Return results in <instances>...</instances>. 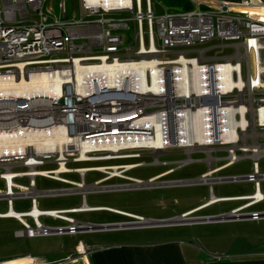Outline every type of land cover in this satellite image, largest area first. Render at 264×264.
<instances>
[{"label": "built area", "instance_id": "obj_1", "mask_svg": "<svg viewBox=\"0 0 264 264\" xmlns=\"http://www.w3.org/2000/svg\"><path fill=\"white\" fill-rule=\"evenodd\" d=\"M46 2L0 0V83L15 86L63 66L75 70L77 65L148 61L154 64L155 74L147 68L143 76L145 83L152 85L157 81L162 85V95L140 90L143 77L133 72L120 81L116 76L114 88L105 82L95 83L97 78L93 76L82 83L71 78L60 80L59 89L45 92L31 93L24 87L19 93L13 86H1L0 201H5L7 209L0 212V218H14L22 224L23 228L15 230V235L75 234L91 228L92 223L67 216L78 212L75 207L38 208L39 198L61 192L60 189H39L38 178L67 183L70 181L61 175L72 171L68 161H101L97 158L108 155V151L94 150L87 151L83 159L79 151L72 155L65 152L64 157L59 151L39 149L30 142L35 138L43 140V134L60 126L62 118L69 132H73L74 119L93 121L83 131L85 136L89 132L123 128L116 124V119L135 115L138 118L131 120L130 126L148 128V135L154 137L156 127L136 122L158 112L165 118L160 128L164 141L161 151L182 150L186 154L179 160L182 164L200 161L192 157L194 152L204 153L220 169L250 157L251 172L216 179L251 182L253 192L223 197L248 200L230 213L248 214L251 219L264 218V210H246L264 202L261 188L264 172L260 171L258 162L264 156V11H261L264 0H191L194 6L187 10H169L156 0L160 13L155 12L152 0L124 3L78 0V16L72 17L67 16L64 1L58 4L59 17L46 11ZM125 13L129 15H122ZM226 48L231 51L226 52ZM81 85L84 91L80 92L77 87ZM99 90L105 92L99 94ZM98 117H106L111 122L98 123ZM187 130L192 136L189 144H183L187 141L181 132ZM120 137L123 141V135ZM129 149L154 150L148 145H137L123 147L121 152L125 154ZM215 152L223 154L216 156ZM60 161H64L67 171L55 172L60 168ZM51 163L55 166L44 167ZM22 178L26 184L17 181ZM259 190L261 196L256 197ZM22 198L30 200V209L14 210L13 201ZM35 206L37 213L30 214ZM41 216L67 224H45L40 221ZM24 217H29L32 223ZM142 220L139 216L130 223ZM224 255L210 254L217 260Z\"/></svg>", "mask_w": 264, "mask_h": 264}, {"label": "rangeland", "instance_id": "obj_2", "mask_svg": "<svg viewBox=\"0 0 264 264\" xmlns=\"http://www.w3.org/2000/svg\"><path fill=\"white\" fill-rule=\"evenodd\" d=\"M61 1L65 3L68 17L78 16V0H47L46 11H49L52 16L59 17L58 4ZM155 1L152 0L155 12L160 13L162 10L155 4ZM122 15H129V13ZM225 51L229 52L231 49L226 48ZM125 154L130 155L111 159L105 157L107 160L81 163L70 160L68 166L73 170L81 166H99L102 169H92L86 172L71 171L62 174L63 179L70 181L67 183L49 178H38L39 189L61 190L60 194L39 198L38 208L44 210L66 209L87 204L100 206L101 209L76 212L71 215L67 214V216L74 217L79 222L107 224L135 220V217L126 215L130 213L142 216L143 220L140 223H129L132 227L128 230L91 231L87 229L75 234H51L28 238L15 235V230L23 228L18 220L0 218V258L26 253L36 254L42 250L58 252L71 243H76L79 239L87 244H93L110 239L183 236L187 240L197 243L199 249L205 250L203 248H206L210 252L215 250L220 252L224 250L225 253L226 250L232 253L264 251V218L210 223H197L200 221L196 219L227 213L248 202L247 199L223 200L203 206L211 196H236L253 192L251 182H220L216 179L221 176L242 175L251 172L252 159L250 157L240 158L234 165L220 169L215 162L210 161V164L202 152L192 153V157L200 159V161L190 164L181 163V159L185 158L186 154L176 148L160 152L152 149H129L125 151ZM213 154L219 156L223 152ZM258 162L260 171L264 172V156H260ZM127 163H136L137 165L130 169L126 167L108 168L114 165L125 166ZM54 166L55 164L51 163L44 167L52 168ZM210 171V175L206 178L214 179L201 180L199 178ZM135 179L142 182L136 183ZM150 179L151 181H148ZM17 181L23 184L27 183L24 178ZM76 183H84L85 188L78 189ZM261 188L264 191V181L261 182ZM13 208L16 211L29 210L30 200L27 198L15 199ZM6 209L5 201H0V212H5ZM246 210H264V202L250 206ZM188 212L190 214L186 216V220L176 224L138 226L147 219L151 221L153 219L179 218ZM191 218L195 219L191 220ZM24 219L32 223L29 217H24ZM39 219L49 225L61 223L60 220L48 216H41ZM85 250L87 251V248Z\"/></svg>", "mask_w": 264, "mask_h": 264}, {"label": "bare ground", "instance_id": "obj_3", "mask_svg": "<svg viewBox=\"0 0 264 264\" xmlns=\"http://www.w3.org/2000/svg\"><path fill=\"white\" fill-rule=\"evenodd\" d=\"M106 1V0H103ZM129 0H117V2H128ZM264 11V10H261ZM154 64L152 62L148 61H142L139 64H119V63H112V64H106V63H101V64H96L94 66H80L77 65L76 69H70L69 67L63 66L59 67L58 70H54L53 72L48 71V73L39 75V76H33L30 78L29 81H21L19 83H16L14 87L15 91L18 90L19 93L23 92V88L25 87L28 91H35V90H42L46 91L49 89H59V81H69L70 78L72 79L73 82L76 83H82L84 79H86L88 76H93L97 78L95 83H100V82H105L108 84V87L114 88L116 85V76L119 77L117 79L120 81V78L128 75L130 73H140V75L143 77L145 70L149 68L152 71V74H155V69H154ZM122 75V76H120ZM155 76V75H153ZM103 80V81H102ZM1 86H8L5 85V83H0ZM9 85L8 87H12ZM140 90L143 92H154V95L161 96L162 91H161V84L157 83V81H154L152 85L146 84L144 77L140 79ZM84 86L81 85L78 88V91H84ZM105 91L99 90V94L104 93ZM150 94V93H149ZM133 115V114H131ZM96 117V116H95ZM98 117L96 119L98 123H103L107 124L110 123V119L101 118ZM136 117L135 115L130 116L129 114H126L125 116H119L116 119V124H118L120 127L123 128H110V129H104L99 132H89V133H84L83 131L86 130L87 128L90 127V122L92 123L93 121L89 122H84V121H78L76 119L73 120L72 123V128L73 132H69V126L66 125V120L65 118H62L60 126H56L53 128L51 131H47L43 134L44 139L39 140L38 138L32 139L30 142L34 145H36L39 149H46L47 151L52 150V151H59V153H62L65 157V152L67 154L72 155L74 152L79 151L80 153V159L86 158V152L87 151H108L107 156H100L97 159L102 160L106 158H118V157H123L125 154L121 152V149L124 147H133L137 145H148L153 147V149L156 152H160L161 148L163 147V136H162V130L160 129L162 126V123H164V117L158 113L154 112L152 115L149 116H143L141 119H139L136 123H142L147 125L150 123L153 125L155 128V135L154 137H151L148 128H139V127H133L130 126V121L134 120ZM113 129V130H112ZM182 137H186L184 140H186V143L183 144H189V139L192 135L189 134V131L187 130L186 132H181ZM188 133V134H187ZM121 135H123V141L121 140ZM36 136H40V134H37ZM135 136H138L135 138ZM189 136V138L187 137ZM195 137L199 138L198 134H195ZM126 146H125V145ZM182 144V143H181ZM101 155L103 153H100ZM130 155V154H129ZM128 155V156H129ZM137 165L136 163H127L125 166H110L108 168H113V169H118L119 167H126L127 169H130L131 167H134ZM67 166L64 165V161H60V168L59 170H56L55 172L58 171H67ZM105 168V167H104ZM92 169L96 170H101L102 167L99 166H92V167H77L76 169H72V171L75 172H86L90 171ZM126 169V170H127ZM54 172V173H55ZM211 171L207 173L206 175H202L199 178L201 180H210L214 178H206L209 176ZM136 183H141L142 181L139 179L134 180ZM151 181V179L149 180ZM76 186L78 189H84L85 185L84 183H76ZM214 195V194H213ZM256 197L261 196V191H257ZM241 198H246V197H241ZM227 200V198L224 197H219V196H211L210 199L208 200L207 203L203 206H208L212 205L215 202L218 201H223ZM96 209H101L100 206H90L87 204H83L80 207H75V211H86V210H96ZM115 212L126 214L125 212L111 209ZM38 209L37 206L34 207L32 213L35 215L37 213ZM12 212V211H11ZM190 212L185 213L181 216H179V221H184L186 220V216H188ZM10 215H13L12 213ZM128 216H132L135 218H139V215L135 214H126ZM192 220V219H191ZM141 221L134 222L136 224L140 223ZM144 223H156L155 221H149L146 220ZM131 224V223H130ZM81 250H83V245L81 244L79 247ZM29 258H23V259H18L9 262V264H23V263H29Z\"/></svg>", "mask_w": 264, "mask_h": 264}, {"label": "crops", "instance_id": "obj_4", "mask_svg": "<svg viewBox=\"0 0 264 264\" xmlns=\"http://www.w3.org/2000/svg\"><path fill=\"white\" fill-rule=\"evenodd\" d=\"M71 214L68 213V215ZM60 221L61 223L57 225L67 224L63 220ZM129 228L112 230H128ZM81 244L84 248L88 246L90 249L81 250L79 248ZM203 249L205 250L199 249L197 243L187 240L184 236L110 239L93 244H87L79 239L76 243H71L58 252L42 250L36 254L26 253L2 257L0 264H9L11 261L23 258L30 259L29 263L23 264H264V251L252 253H232L227 250L226 253L224 250L221 252L211 251L225 254L223 258L217 260L210 256L212 254L210 250Z\"/></svg>", "mask_w": 264, "mask_h": 264}, {"label": "water", "instance_id": "obj_5", "mask_svg": "<svg viewBox=\"0 0 264 264\" xmlns=\"http://www.w3.org/2000/svg\"><path fill=\"white\" fill-rule=\"evenodd\" d=\"M149 181V180H148ZM264 217V215H262ZM246 218H251L250 215L248 214H232L230 212L227 213H221L218 215H211L207 217H201V218H196L200 222H217V221H225V220H235V219H246ZM195 219V218H191ZM150 220V219H147ZM151 221H155L156 223H151V224H139L138 226H146V225H151V226H163V225H172L176 224L179 221V218H167V219H153ZM130 222H112V223H107V224H91V228L89 230L91 231H96V230H112V229H120V228H129L132 227L129 225Z\"/></svg>", "mask_w": 264, "mask_h": 264}, {"label": "trees", "instance_id": "obj_6", "mask_svg": "<svg viewBox=\"0 0 264 264\" xmlns=\"http://www.w3.org/2000/svg\"><path fill=\"white\" fill-rule=\"evenodd\" d=\"M169 10H187L193 8L191 0H158Z\"/></svg>", "mask_w": 264, "mask_h": 264}]
</instances>
